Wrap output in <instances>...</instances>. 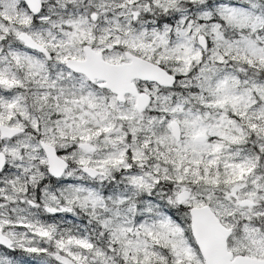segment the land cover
<instances>
[{"label":"snow or ice","instance_id":"6c2138e0","mask_svg":"<svg viewBox=\"0 0 264 264\" xmlns=\"http://www.w3.org/2000/svg\"><path fill=\"white\" fill-rule=\"evenodd\" d=\"M0 264H264V0H0Z\"/></svg>","mask_w":264,"mask_h":264}]
</instances>
